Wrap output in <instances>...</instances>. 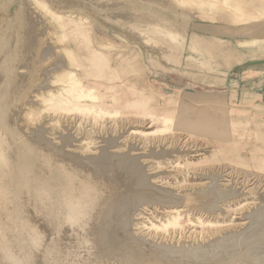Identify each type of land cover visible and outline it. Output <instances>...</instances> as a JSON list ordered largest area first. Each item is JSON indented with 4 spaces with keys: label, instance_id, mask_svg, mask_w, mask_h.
<instances>
[{
    "label": "rangeland",
    "instance_id": "rangeland-1",
    "mask_svg": "<svg viewBox=\"0 0 264 264\" xmlns=\"http://www.w3.org/2000/svg\"><path fill=\"white\" fill-rule=\"evenodd\" d=\"M263 208L264 0H0V264H264Z\"/></svg>",
    "mask_w": 264,
    "mask_h": 264
},
{
    "label": "bare ground",
    "instance_id": "bare-ground-1",
    "mask_svg": "<svg viewBox=\"0 0 264 264\" xmlns=\"http://www.w3.org/2000/svg\"><path fill=\"white\" fill-rule=\"evenodd\" d=\"M71 74H73V72L71 73ZM85 87L84 86H81V84H79V81L78 80H75L74 78H73V76H71V78H70V81L68 82V88L66 89V91L68 92L67 94H69L72 98L73 97H78V96H81V94L82 93H85V89H84ZM64 89V88H63ZM65 90V89H64ZM63 90V91H64ZM66 91H64V92H66ZM61 92V91H60ZM59 92V93H60ZM53 96V95H52ZM54 97H56V96H54ZM51 100V99H50ZM59 100H62V99H59ZM58 100V101H59ZM65 100H68V99H66L65 98ZM69 101V100H68ZM62 102H64V101H62ZM67 102H65V104H66ZM58 104H59V102H58ZM60 106H61V104H60ZM61 108V107H60ZM65 108H67V107H65ZM62 109V108H61ZM165 121H167V120H165ZM94 191H95V189H94ZM264 209V208H263ZM262 209V210H263ZM179 210V209H178ZM258 212V211H257ZM263 212V211H262ZM179 213V212H178ZM255 215V214H254ZM262 215V214H261ZM252 216V214L250 215V217ZM254 217V216H253ZM256 217V216H255ZM258 218H260V214H259V217ZM258 222V221H257ZM254 224V223H253ZM257 224V223H256ZM252 226V225H251ZM135 234V233H134ZM232 233H230V234H228V235H231ZM233 234H234V232H233ZM235 235H237V233L235 234ZM141 236V235H140ZM155 242H157V241H155ZM105 243V242H104ZM157 244V243H156ZM161 244H164V243H161ZM103 245V244H102ZM163 246V245H162ZM154 248V247H153ZM159 248H160V246H159ZM162 249V248H161ZM159 251H161V250H159ZM161 256V255H160ZM101 257V256H100ZM134 257V256H133ZM129 258V257H128ZM155 258V257H154ZM160 258V257H159ZM163 259V258H162ZM139 260V259H138ZM158 260V259H157ZM130 262V261H129ZM209 264V263H208ZM215 264V263H214Z\"/></svg>",
    "mask_w": 264,
    "mask_h": 264
}]
</instances>
